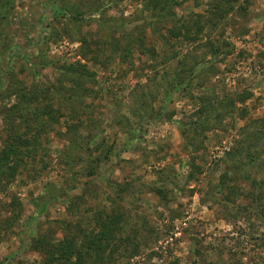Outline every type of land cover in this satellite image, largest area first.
I'll use <instances>...</instances> for the list:
<instances>
[{
    "label": "rangeland",
    "instance_id": "rangeland-1",
    "mask_svg": "<svg viewBox=\"0 0 264 264\" xmlns=\"http://www.w3.org/2000/svg\"><path fill=\"white\" fill-rule=\"evenodd\" d=\"M10 1L0 264H43L35 236L82 240L100 213L116 230L91 264H264V0H169L163 20L151 0Z\"/></svg>",
    "mask_w": 264,
    "mask_h": 264
},
{
    "label": "trees",
    "instance_id": "trees-1",
    "mask_svg": "<svg viewBox=\"0 0 264 264\" xmlns=\"http://www.w3.org/2000/svg\"><path fill=\"white\" fill-rule=\"evenodd\" d=\"M226 3L234 6V3L239 2L240 0H224ZM11 3L10 0L5 2L4 5ZM152 8L155 11L152 17L157 20H163L168 18L172 12L169 11L170 7L168 6L169 0H151ZM149 3V4H150ZM0 4V8L4 6ZM131 39V36H127ZM131 44H129V48ZM79 77L93 76L94 74L90 72L85 65L79 64ZM24 89V88H20ZM24 91V90H23ZM18 93L19 103L23 101L22 92ZM31 98L36 96L35 92L30 93ZM20 108V106H19ZM112 147L107 145L104 140H99L95 145V150L99 151L96 158L99 162L107 163L110 159V154ZM11 153L17 151L12 150ZM5 155V156H4ZM5 159H9V153L4 152L3 156L0 159L1 162H5ZM92 169V168H91ZM49 196L45 201H41L40 197H36L32 200V203L35 207L38 208L39 212H43L47 204L51 201ZM76 201L70 199L68 209H71L75 206ZM99 229L91 228L84 235L82 240H78V231L69 234V228L64 229V237L61 239H55L51 234H41L34 237L33 246L35 249L39 250L43 254L44 263L43 264H53L58 262L59 264H91V260H94L93 257H100L101 253L104 252L106 247L110 246L109 242L115 232L116 221L114 216L111 214L109 216H103V213H100L97 218V223ZM93 256V257H92Z\"/></svg>",
    "mask_w": 264,
    "mask_h": 264
}]
</instances>
